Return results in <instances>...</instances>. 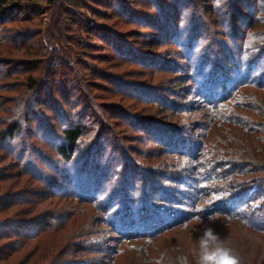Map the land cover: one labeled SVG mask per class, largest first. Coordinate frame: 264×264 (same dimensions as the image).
<instances>
[{
  "label": "rangeland",
  "instance_id": "1",
  "mask_svg": "<svg viewBox=\"0 0 264 264\" xmlns=\"http://www.w3.org/2000/svg\"><path fill=\"white\" fill-rule=\"evenodd\" d=\"M238 2L136 0L122 8L79 0L65 16L62 0H53L36 14L24 6L0 16V130L20 127L0 139V264L141 262L158 233L139 238L131 223L140 210L148 220L147 210L175 199L189 204L177 195L200 185L203 196L219 199L227 192L220 195L215 176H258L264 186L263 92L257 100L228 96L222 102L230 109L214 112L217 102L200 90L208 72L220 78L240 49L264 55V0ZM238 83L217 88L213 100L221 103ZM69 123L82 133L66 161L56 144ZM184 164L194 168L185 177ZM257 203L264 191L249 205ZM187 219L165 234L177 264L187 258L175 241L188 244Z\"/></svg>",
  "mask_w": 264,
  "mask_h": 264
},
{
  "label": "trees",
  "instance_id": "2",
  "mask_svg": "<svg viewBox=\"0 0 264 264\" xmlns=\"http://www.w3.org/2000/svg\"><path fill=\"white\" fill-rule=\"evenodd\" d=\"M78 1L79 0H62L63 8L60 7L62 9V14L66 16L69 11V7L77 6L79 4ZM106 1L107 0H104V2ZM114 1H116L117 4L122 3L121 7L126 8V3H132L136 0ZM237 1H239L238 3L242 7V2L247 0ZM48 2L52 3L53 0H0V16H9L11 14H14L20 9H23L24 6V12L26 14H36L40 9V5ZM131 12L132 10L128 9V13ZM35 16L36 15H34V17ZM36 19L37 22L42 21V18L36 17ZM258 50L260 49H240V51H238L237 61L234 62V58L232 59V61H229V66L225 67L228 71L223 74L221 73L220 78H217V74H215L213 78L209 77V73L211 72H208L207 76L209 78L205 77L204 80L200 83V90L202 91L204 97H208L209 101H211L212 103L217 102V105L214 106V108H216L212 109V111L216 112L219 108L221 110L222 108L223 110H229L231 106L229 105L225 107L224 105H226V103L222 102L228 96V99H230V96H235V100H238L240 95H245L253 98V100H257L259 96H261L258 94L263 92L264 95V75H261L260 77L257 76V72H259L263 68V65L261 64L260 60L262 57H264V55L258 54ZM215 67L217 68V66ZM228 77L232 82L234 80H239V83L237 85L234 84L235 86L231 89V91L220 98L221 103H218L219 100H213L215 96V91L219 87H221L222 91H225L227 89L225 83L232 84V82L229 81ZM28 79L30 80V85L34 86L36 84L34 77H28ZM245 88L250 89V91L254 93L250 92V95L244 93L242 90H244ZM239 89L241 90L239 91ZM208 92L210 93L207 95ZM19 128V125L15 122L11 124L9 123L7 128H3L2 130H0V139L11 137L13 134L18 132ZM246 130L249 131L250 129L246 128ZM60 132L62 135V141L56 144V150L64 160L70 161L73 158V154L77 149L78 140L82 133L81 127L77 124L69 123L64 126L60 130ZM171 140V142H174L176 138L171 137ZM230 149L228 152H230ZM231 150L233 151V149ZM227 162H229V159H227ZM249 166L252 167L254 165ZM193 169L194 168L189 167L187 164H184L183 168L179 170H182V176L185 177V175L187 173H191V170ZM256 171L257 169H254V172ZM198 174L200 176L199 171ZM259 178L262 177L257 176L256 178H250L245 180L241 179L238 181L232 177H229V179L225 182L219 177L215 176V180L211 182H219L221 190L220 195L223 194V192H227L225 195L223 194V196L218 197L219 199L213 198L214 195H212V197H208L207 195V198L206 196H203L205 194H202V185H200L201 188L196 187L185 196L177 195L181 196L182 199H187L189 201V204H187V202H185L184 200L181 201L180 199H175L174 205H171L169 203L168 206H170V208L159 206L158 208L151 209L149 212L147 210V215L150 216L148 218L149 221L145 218V215H143L144 213L140 210L139 215L133 219L131 225L133 224L134 229L138 227L134 231L138 230V232H140L141 235H139V238L153 236L158 233L157 237L153 240L151 254L159 252V256L162 254V258H159L157 256L158 260L156 257L155 259H153V255L150 254L149 256L143 257L141 262L135 261L132 264H170V261L172 262L171 258H173L174 255H171L169 249L170 238H168L169 236L165 234L173 233L174 231H177V229L179 230V226L184 221L182 219H186L187 217L188 224L187 227L184 228L183 237H189L190 240L187 238L188 244L185 243L186 241H175L178 244L180 243L182 247L181 250H183V252H186L189 264H197V258L195 254L198 252L199 249L198 238L202 235L203 231L207 227L213 228L214 231L221 237V239L224 240L226 247H228L231 250L232 254L238 258L239 264H264V203H257L254 204V206L249 205L250 201L255 200L259 195H261L262 191H264V189H260L264 186H262V179ZM253 179L254 181H256V183H253L252 186H248L249 183L251 184ZM193 181L194 179L192 180V182ZM257 182L260 183L261 187L258 186ZM183 183L185 182L183 181ZM186 184L187 183H185V185ZM253 186L257 187V189H255ZM158 189L156 191H158ZM229 189L230 191H228ZM169 196L170 195H168L167 197ZM167 197H164V202L168 203ZM157 198L155 199L156 203L157 201H159L158 203H163L160 202L163 201V198ZM3 199L4 197H0V200ZM205 199H211L208 208L204 204H200L201 201L203 202V200ZM190 211L195 212L190 214ZM197 211H200V213ZM141 215H143V217ZM229 222H231L235 226H238L237 229L234 230L233 227L228 226ZM149 228L155 229H153L151 233L146 234V229ZM192 237L194 238V240L192 239ZM160 240L168 241V244L164 245V248L168 247L167 250H162L164 248L159 243ZM154 246H156V251H154ZM133 253L137 254L136 251ZM139 255L136 257H139ZM74 262L75 261L65 259L59 263L51 264H74ZM37 264L49 263H41L40 261ZM172 264L177 263L172 262Z\"/></svg>",
  "mask_w": 264,
  "mask_h": 264
},
{
  "label": "clouds",
  "instance_id": "3",
  "mask_svg": "<svg viewBox=\"0 0 264 264\" xmlns=\"http://www.w3.org/2000/svg\"><path fill=\"white\" fill-rule=\"evenodd\" d=\"M199 249L195 254L197 264H239L231 250L226 247L224 240L214 231L207 227L198 238ZM180 264H188L186 257L178 258Z\"/></svg>",
  "mask_w": 264,
  "mask_h": 264
},
{
  "label": "snow or ice",
  "instance_id": "4",
  "mask_svg": "<svg viewBox=\"0 0 264 264\" xmlns=\"http://www.w3.org/2000/svg\"><path fill=\"white\" fill-rule=\"evenodd\" d=\"M217 2L219 3V0H217Z\"/></svg>",
  "mask_w": 264,
  "mask_h": 264
}]
</instances>
